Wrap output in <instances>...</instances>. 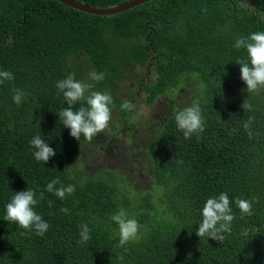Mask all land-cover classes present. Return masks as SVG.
Returning a JSON list of instances; mask_svg holds the SVG:
<instances>
[{
	"label": "trees",
	"instance_id": "16d2710c",
	"mask_svg": "<svg viewBox=\"0 0 264 264\" xmlns=\"http://www.w3.org/2000/svg\"><path fill=\"white\" fill-rule=\"evenodd\" d=\"M76 1L108 9L132 0ZM261 31L264 0H151L112 16L56 0H0V71L15 77L0 85V264H264V90L249 97L242 91L236 62L247 61V51L234 47ZM130 66L155 67V81L142 88L149 108L156 110L163 97L172 103L171 112L153 116L149 189H135L123 169L83 170L92 140L73 138L56 115L68 107L56 82L74 73L94 85L90 91L110 94L111 110L121 114L111 119L113 130L98 135H120L135 118L120 108L119 87ZM93 71L104 80L91 81ZM17 88L25 93L20 104L12 99ZM191 88L190 102L181 105L177 97ZM246 99L252 111L241 107ZM194 103L204 132L185 139L174 117ZM86 106L81 101L74 110ZM249 117L251 138L243 127ZM37 135L56 152L46 164L33 156ZM107 147L127 157L112 141ZM53 179L73 185L74 193L61 200L47 192ZM28 187L37 198L44 192L34 207L49 224L43 236L3 220L14 192ZM221 193L231 202V232L222 243L200 240L202 208ZM237 198H255L252 215L241 218ZM121 209L141 226L123 248L111 220ZM82 223L90 229L87 243H78Z\"/></svg>",
	"mask_w": 264,
	"mask_h": 264
},
{
	"label": "clouds",
	"instance_id": "9594fccd",
	"mask_svg": "<svg viewBox=\"0 0 264 264\" xmlns=\"http://www.w3.org/2000/svg\"><path fill=\"white\" fill-rule=\"evenodd\" d=\"M234 47L244 48L247 51V61H237L239 64L241 79L246 84V91L250 94L259 93L264 90V31L252 33L247 39H237ZM91 81L100 82L105 78L104 73L95 71L89 73ZM14 74L9 71H0V85L6 81L14 80ZM94 85L85 81H77L75 74H69L66 78L56 82V88L63 94L68 107L61 110L58 114L59 122H62L64 128L70 130V135L76 140H80L83 136L86 140L91 141L99 133L109 128L112 119V97L106 92L90 91ZM12 99L16 104H20L25 97V93L21 89H13ZM86 93H89L86 95ZM84 101L86 107H80L74 110V106L78 102ZM134 104L130 101L121 103L122 111H132ZM244 112L252 111L253 106L246 99L241 105ZM175 122L177 128L183 133L185 139H190L194 134L200 135L204 132L205 121L202 111L198 103H194L190 107L179 110L175 114ZM254 121V117H249L243 127L251 138L253 133L250 128ZM31 147L34 149L33 156L37 162L46 164L50 158L56 155V152L45 143L39 135L30 141ZM57 185H60L57 187ZM46 191L53 193L61 200L67 195H71L75 191L73 185L64 186L59 179H53L46 186ZM44 199V192L39 193L32 188L26 191L14 192L11 201L6 205V214L3 220L9 224H15L20 229L27 230L28 233L35 232L38 236H43L49 229V224L43 217L34 211V207L40 200ZM253 201L237 198L235 203L240 210L241 218L252 215ZM230 199L227 193H221L218 197L207 199L202 208V220L198 224L196 235L201 238L222 243L225 240V233L231 232V224L234 220L232 208L230 207ZM52 202L49 201V207ZM61 212L68 214V209L61 208ZM111 220L118 225L119 243L118 247H125L130 242L138 238L140 224L134 218H130L124 210H120L111 217ZM22 235L26 234L24 232ZM247 231L243 235H247ZM80 240L78 243H87L90 239V229L86 223L79 225Z\"/></svg>",
	"mask_w": 264,
	"mask_h": 264
},
{
	"label": "rangeland",
	"instance_id": "374dc122",
	"mask_svg": "<svg viewBox=\"0 0 264 264\" xmlns=\"http://www.w3.org/2000/svg\"><path fill=\"white\" fill-rule=\"evenodd\" d=\"M155 79V67L140 68L130 66L125 70L119 87V94L125 101H128L126 98L130 94H133L131 102L135 106L132 110L135 118H132L129 126L123 127L120 135L114 138L109 139L107 134L95 136L84 147L85 155L81 157L83 170H89L88 173L91 174L93 171H100L104 168H110L113 171L123 169L122 175L126 176L129 184H133L135 189L150 188V165L146 153L152 143L151 126L155 125L156 121L153 116H161L167 111L171 112L172 105L167 97L159 100L156 110H152L144 103L145 93L142 88L145 84L149 85L154 82ZM191 94L192 88L179 94L177 101L181 105H187L190 102ZM115 117H121L120 112L117 110L112 111V118L115 119ZM113 129V124H110L109 130ZM108 141H112V144L120 152L127 151V157L123 158L118 153L109 154L106 150ZM107 148L109 149V146Z\"/></svg>",
	"mask_w": 264,
	"mask_h": 264
},
{
	"label": "water",
	"instance_id": "95a60500",
	"mask_svg": "<svg viewBox=\"0 0 264 264\" xmlns=\"http://www.w3.org/2000/svg\"><path fill=\"white\" fill-rule=\"evenodd\" d=\"M64 5H67L69 7H72L78 11H81L83 13L96 15V16H112L117 15L123 12H126L130 9H133L135 7H138L144 3H147L151 0H132L128 3L122 4L115 8H108V9H100L96 7H92L80 2H77L76 0H56Z\"/></svg>",
	"mask_w": 264,
	"mask_h": 264
}]
</instances>
